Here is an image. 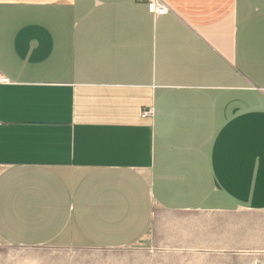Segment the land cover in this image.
I'll return each instance as SVG.
<instances>
[{
    "label": "crops",
    "instance_id": "crops-1",
    "mask_svg": "<svg viewBox=\"0 0 264 264\" xmlns=\"http://www.w3.org/2000/svg\"><path fill=\"white\" fill-rule=\"evenodd\" d=\"M162 1L0 0V245L153 249L184 225L158 214L264 212V0Z\"/></svg>",
    "mask_w": 264,
    "mask_h": 264
},
{
    "label": "rangeland",
    "instance_id": "rangeland-1",
    "mask_svg": "<svg viewBox=\"0 0 264 264\" xmlns=\"http://www.w3.org/2000/svg\"><path fill=\"white\" fill-rule=\"evenodd\" d=\"M164 219L184 225L153 249L0 245V264H264V212L158 214Z\"/></svg>",
    "mask_w": 264,
    "mask_h": 264
},
{
    "label": "built area",
    "instance_id": "built-area-1",
    "mask_svg": "<svg viewBox=\"0 0 264 264\" xmlns=\"http://www.w3.org/2000/svg\"><path fill=\"white\" fill-rule=\"evenodd\" d=\"M146 2L149 6V10L156 16H161L169 12L168 6L162 0H141ZM2 82H8L9 80L5 77L0 79ZM153 114V109H146L142 112L143 117H149Z\"/></svg>",
    "mask_w": 264,
    "mask_h": 264
}]
</instances>
